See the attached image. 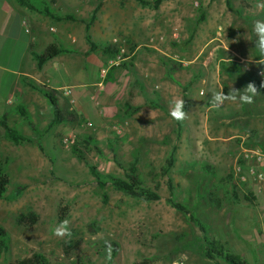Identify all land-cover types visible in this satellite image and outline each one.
Wrapping results in <instances>:
<instances>
[{
    "label": "rangeland",
    "instance_id": "374dc122",
    "mask_svg": "<svg viewBox=\"0 0 264 264\" xmlns=\"http://www.w3.org/2000/svg\"><path fill=\"white\" fill-rule=\"evenodd\" d=\"M150 1L151 5L142 6L135 0H84L83 22H90L101 5L92 23L106 37L101 45L108 43L119 53L125 50L126 60L120 66L108 69L110 58L105 59V83L99 88L106 90L111 71L120 69L121 73L138 60L148 74L145 96L138 93L139 77H133L136 84L118 89L120 111L112 105L100 121L84 115L82 121H66L60 131L35 134L28 149H19V157L32 158L33 163L24 170L14 166L10 172V193L24 186L21 197L0 200V226L9 235V250L0 256V264L34 254L65 264H142L145 260L150 264H214L203 255L201 229L174 209L169 198L188 204L208 226V235L228 251L249 264H264V180L259 182L251 172L264 176V161L244 157L245 150L264 152V64L241 58L242 54L258 55L253 22L264 20V8L257 7L264 0H230L232 9L227 0H170L157 9ZM202 14L204 22H200ZM209 38H218L212 44L218 49L226 46L223 50L234 62L222 67L227 76L221 77V88L198 80L183 89L192 78L191 71L184 69L178 77L182 87L166 82ZM198 70L194 69L195 76ZM162 77L163 82L159 81ZM252 81L260 84L253 103L226 102L219 110L204 112L213 91L243 90ZM175 99H183L185 111L188 108L183 122L169 115ZM127 102L152 109L140 115L137 111L126 125ZM65 138H74L75 146L66 149ZM16 151L12 150L13 158ZM76 153L83 154L85 161ZM173 153L175 164L163 175ZM134 162L146 186L158 191L161 200L146 202L111 185L105 200L88 164L106 175L125 177ZM29 210L39 216L38 223L20 226L18 215ZM65 219L70 222V240L53 231ZM105 242L119 244L112 263L111 252L103 249ZM68 244L73 246L70 255Z\"/></svg>",
    "mask_w": 264,
    "mask_h": 264
},
{
    "label": "crops",
    "instance_id": "0c3cea01",
    "mask_svg": "<svg viewBox=\"0 0 264 264\" xmlns=\"http://www.w3.org/2000/svg\"><path fill=\"white\" fill-rule=\"evenodd\" d=\"M31 2L42 12L48 7L54 14L69 15L74 17L75 21L53 19L41 11L30 10L17 0H0V122L5 120L11 128L33 141L21 145L8 141L5 138V130L0 124V170L9 174L11 182L10 172L14 166L24 170L33 163L32 158L30 161L27 157L25 161L21 159L19 149H28L34 143L35 134L49 135L55 129L60 131L63 126L62 123L49 128L54 122V109L45 95L46 92H51L58 100L64 115L75 112L100 121L101 115L110 110L112 105H115L114 111H120L122 105L118 89L136 84L137 80L132 81L133 77H139L140 95L147 88L148 74L145 72L144 64L138 60L134 61L133 68L125 69L121 73L120 69L111 71L109 74L111 77L108 78L107 85H104L106 90L99 88L105 83L103 66L106 57L100 49L92 51L91 45L87 42L85 24L80 15L84 0H31ZM91 35L94 42L100 45L106 38L96 25L91 27ZM217 39L209 38L206 42H201L200 49L194 52L189 61L183 63L184 68H177L171 77L167 76L166 82L170 80L176 86L182 87L178 77L179 71L184 69L191 71L192 78L182 87L183 89L198 80L202 84L208 82V86L213 89H220L221 77L227 76L222 73V67L234 62L227 57L226 46H222L221 49L214 47L212 43ZM52 44H57L69 52L54 57L39 69L34 54L42 53ZM139 48L140 46L136 50ZM241 58L243 61L259 64L258 55L250 58L242 54ZM195 68L199 69L196 76ZM159 81L163 82V77ZM160 94L164 99L165 91H160ZM95 97L97 101L93 100ZM134 106L141 107V104L136 103ZM151 107L143 106L137 114L140 115L152 109ZM20 109H24L29 114L30 122L35 128H32L22 116ZM154 109L161 111L156 107ZM210 109L211 106L204 112L208 114ZM187 110L188 108L186 112ZM116 114L114 113V116ZM134 117H129L126 125H129ZM13 149L17 150L14 158ZM19 164L22 167H18Z\"/></svg>",
    "mask_w": 264,
    "mask_h": 264
},
{
    "label": "trees",
    "instance_id": "16d2710c",
    "mask_svg": "<svg viewBox=\"0 0 264 264\" xmlns=\"http://www.w3.org/2000/svg\"><path fill=\"white\" fill-rule=\"evenodd\" d=\"M17 1L23 6L29 8L30 10L42 12V10L37 8V6L33 2H31V0H17ZM121 1L127 2L130 0H121ZM135 1H137L142 6L151 5L150 0H135ZM164 1H170V0H153L152 2L154 8L156 9L159 8L162 2ZM227 6L229 9H232V4L230 0H227ZM100 7L101 5L97 6L94 14L91 17L90 22L88 23L83 22V23L85 24L86 39L87 42L91 45V50L95 51L97 49H100L104 57L109 59L117 56L119 50H117V48L112 47L108 43L104 45L95 43L91 35V27L93 25L92 23L93 20H95V15L97 14V11L100 9ZM42 13L52 17L53 19H57L60 21H70V20L75 21V18L72 16L69 15L59 16L54 14L52 11L49 10L48 7H45ZM205 19H206L205 15L202 14V16L200 17V22H204ZM193 38L194 36L190 40H192ZM68 52L69 50L60 47L57 44H52L49 47H47L42 53L40 54L35 53L34 57L37 61L39 69H42L43 66L54 57ZM252 83H254L256 87L260 86V84L256 81H252ZM33 87L38 89L36 85H33ZM45 95L50 100L54 109V122L49 126L50 129L53 126L60 125L66 121L67 122L73 120L82 121L84 119V116L74 112H71L68 115H64L59 107L58 100L53 96V94L51 92H46ZM140 108H141L140 106L135 107L134 104H132L131 102H127L125 105V113L127 116L132 117L137 111H139ZM20 110L22 112V116L29 122L30 126L32 128H35V125L32 122H30L29 114L24 109H20ZM0 124L3 126L5 130V138L8 141L16 145L33 142L29 137L23 135L18 130L11 128L5 122V120L1 121ZM91 140H92L91 138L87 139L86 143L88 144V142ZM39 147L43 151V147L41 145ZM174 153L171 154L170 157L167 159L166 162L167 167L163 168L162 171L163 175H168L171 169L173 168L175 164ZM76 154L81 160L85 161L83 154L81 153H76ZM88 168L90 174L96 180L99 189L102 191V196L105 200H107L109 197L106 191L109 185H111L112 188L118 192H121L133 198L144 200L146 202H155L161 200V196L158 191L153 190L148 186H146L143 177L139 173L137 162H134L133 164L130 165V168L125 177L106 175L101 171H99L97 167L92 166L90 164H88ZM10 184H11V179L9 174L6 173L4 170H0V200L15 201L21 197L25 187L20 185L16 188L14 192L10 193ZM169 188L170 191L173 193L174 190L173 180L171 178L169 179ZM168 203L178 212L184 214V216H186L191 222H193L201 229V231L204 234L203 255L206 259L212 261V263L214 264H220L221 262L225 264H249L247 261L243 260L239 256L228 251L225 248V246L221 244L219 241L211 238L208 235V226L198 218L194 210L188 204L179 202L173 198H169ZM38 221H39V216L31 210L27 212H22L17 217V223L20 226H24V227H32L36 225ZM67 248L68 249L66 250L67 251L66 253L70 255L71 254L70 250L73 248V246H71V244H68ZM103 249L109 250L111 252L110 263H112L115 257L117 256L120 247L119 244L117 243L105 242L103 244ZM8 250H9V235L7 231L0 226V256L6 253ZM13 264H65V263L59 259L52 260L43 254H34L31 257L22 260H17ZM142 264H150V262L148 260H145Z\"/></svg>",
    "mask_w": 264,
    "mask_h": 264
},
{
    "label": "clouds",
    "instance_id": "9594fccd",
    "mask_svg": "<svg viewBox=\"0 0 264 264\" xmlns=\"http://www.w3.org/2000/svg\"><path fill=\"white\" fill-rule=\"evenodd\" d=\"M257 7L264 8V4H258ZM253 31L256 35L255 49L258 53L259 60L257 63L264 64V20H255L253 22ZM264 87V84L261 85ZM258 89L254 83H249L243 90L231 88L227 94L223 90L213 91L210 99V106L213 110H219L226 102L240 105L253 103L254 97L258 93ZM169 115L177 122H183L187 118L185 111V101L183 99H175L169 108ZM70 222L65 219L57 224L54 228V234L60 238H72V231L69 226Z\"/></svg>",
    "mask_w": 264,
    "mask_h": 264
},
{
    "label": "built area",
    "instance_id": "2783aa9c",
    "mask_svg": "<svg viewBox=\"0 0 264 264\" xmlns=\"http://www.w3.org/2000/svg\"><path fill=\"white\" fill-rule=\"evenodd\" d=\"M125 52V50H120V53L113 57L110 58L109 62H108V69L113 68L115 66H120V64L126 60V58H124L122 55ZM259 75H262V72H259ZM73 103V102H72ZM76 144V140L74 138H65L63 141V145L66 149H70L72 148L74 145ZM245 160L248 159H255L258 163H262L264 161V152L262 151H249V150H245V154H244ZM252 174L255 176L256 180H258L259 182H262L264 180V176L261 173H257L254 170H251ZM245 178L242 177V180H244Z\"/></svg>",
    "mask_w": 264,
    "mask_h": 264
}]
</instances>
